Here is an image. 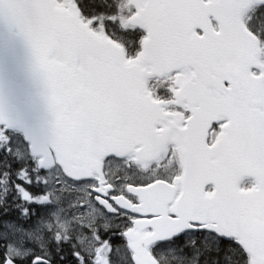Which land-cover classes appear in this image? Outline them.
<instances>
[{
	"label": "snow or ice",
	"instance_id": "snow-or-ice-1",
	"mask_svg": "<svg viewBox=\"0 0 264 264\" xmlns=\"http://www.w3.org/2000/svg\"><path fill=\"white\" fill-rule=\"evenodd\" d=\"M0 264H264V0H0Z\"/></svg>",
	"mask_w": 264,
	"mask_h": 264
}]
</instances>
